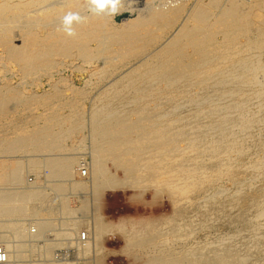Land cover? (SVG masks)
<instances>
[{
	"label": "bare ground",
	"instance_id": "obj_1",
	"mask_svg": "<svg viewBox=\"0 0 264 264\" xmlns=\"http://www.w3.org/2000/svg\"><path fill=\"white\" fill-rule=\"evenodd\" d=\"M117 15L0 0V264H264V0Z\"/></svg>",
	"mask_w": 264,
	"mask_h": 264
},
{
	"label": "rangeland",
	"instance_id": "obj_2",
	"mask_svg": "<svg viewBox=\"0 0 264 264\" xmlns=\"http://www.w3.org/2000/svg\"><path fill=\"white\" fill-rule=\"evenodd\" d=\"M125 18L124 16H115V21L119 22L120 19ZM31 177H29L30 179ZM29 181V180H28ZM129 192L121 193L118 192L113 196L106 195V209L103 214L107 215L106 218H117L119 216H143L150 214H158L164 210L167 211L165 201H161L160 204H143L136 200H129ZM149 194H144L143 199L150 201ZM149 198V199H148ZM145 200V201H146ZM165 202V203H164ZM166 207V208H165ZM106 248L117 249L120 246V242L117 239H108L105 242ZM112 247V248H111ZM108 262V263H107ZM127 260L123 256L110 257L105 264H126Z\"/></svg>",
	"mask_w": 264,
	"mask_h": 264
},
{
	"label": "clouds",
	"instance_id": "obj_3",
	"mask_svg": "<svg viewBox=\"0 0 264 264\" xmlns=\"http://www.w3.org/2000/svg\"><path fill=\"white\" fill-rule=\"evenodd\" d=\"M121 6V0H87V7L91 13L94 15H100L107 13L109 15L115 16L119 14ZM81 16L79 13L69 12L62 20L63 30L69 35H75L72 28L74 22L79 23L81 21ZM3 255L0 254V259H3Z\"/></svg>",
	"mask_w": 264,
	"mask_h": 264
},
{
	"label": "built area",
	"instance_id": "obj_4",
	"mask_svg": "<svg viewBox=\"0 0 264 264\" xmlns=\"http://www.w3.org/2000/svg\"><path fill=\"white\" fill-rule=\"evenodd\" d=\"M83 171H82V173L84 174L85 173V170L84 169H82ZM82 240H84V238L82 239ZM65 252V250H60L59 251V254H63ZM0 254H2L3 255V259H0V262H4L5 261V254H4V252H3V248H2V246L0 245ZM58 256H60V255H58Z\"/></svg>",
	"mask_w": 264,
	"mask_h": 264
}]
</instances>
